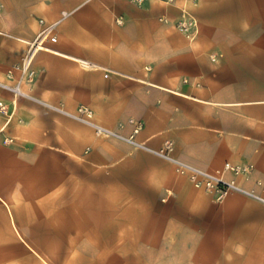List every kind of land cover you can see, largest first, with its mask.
<instances>
[{
    "label": "crops",
    "instance_id": "crops-1",
    "mask_svg": "<svg viewBox=\"0 0 264 264\" xmlns=\"http://www.w3.org/2000/svg\"><path fill=\"white\" fill-rule=\"evenodd\" d=\"M197 2L190 10L198 35L189 41L175 27L186 0H0V80L35 38L39 19L51 23L67 14L53 31L55 41L45 40L33 60L37 77L24 89L35 99L13 102L0 88L12 112L8 123L0 116L6 206L9 197L1 193L15 190L7 185L14 176L30 182L31 170L45 169L52 154L58 168L62 159L75 161L88 176L116 185L111 196L104 183L98 190L100 202L113 201L106 205L115 209L111 217L70 238L136 240L135 253L156 255L147 264H264V204L239 193L215 201L171 162L99 137L50 108L84 106L96 124L122 134L132 130L129 119L141 121L138 141L155 149L171 142L173 157L264 195V0ZM207 26L231 33V51L246 49L243 65L224 71L210 63ZM239 31L246 38L238 42ZM225 163L245 171L234 174ZM123 186L138 202L127 207L155 211L142 219L120 212ZM141 193H151L152 203L143 204Z\"/></svg>",
    "mask_w": 264,
    "mask_h": 264
},
{
    "label": "rangeland",
    "instance_id": "rangeland-1",
    "mask_svg": "<svg viewBox=\"0 0 264 264\" xmlns=\"http://www.w3.org/2000/svg\"><path fill=\"white\" fill-rule=\"evenodd\" d=\"M197 5V0H186L185 8L191 13V10L194 12ZM160 20H163V18ZM195 20L198 28L199 21L196 18ZM217 27L218 29L215 30L207 26L206 33L204 32L205 39L210 43L207 50L210 51L209 53H215L209 57V53H207L208 60L212 65H218L221 69L223 68L222 70L224 71H231V67L234 68L235 65L239 68L243 65L241 63L244 61L246 49L239 47L231 51L229 49V46H231L230 42L232 41L231 33L229 31H221V26ZM261 34L262 32L254 33V38H257ZM197 35L198 32L194 39H190L185 34V38L189 41H194ZM234 36L238 42L246 38V34L243 31L235 33ZM24 54L18 63H20ZM33 60L30 66L34 72L33 77L28 78L27 75H21L19 71H16L19 73V76L15 77V72L12 79L6 76V80H0V82L9 85H14L16 81L21 80L22 91L27 93L31 98L18 97L16 100L22 98L35 99L28 90L24 89V86L30 87L37 77L36 71L32 68ZM0 88L9 92L2 87ZM57 107L61 108V106ZM50 108L54 109L53 107ZM77 109L68 112L74 113ZM54 110L59 111L57 109ZM61 113L64 114L63 112ZM10 119L5 123H8ZM78 122L83 123L81 121ZM128 122L132 125V130L128 134H122L116 129H106L127 138L132 135L134 123H137L140 129L133 137L138 143L154 150L164 147L155 149L144 142L138 141L136 137L142 129V122L133 119H129ZM120 128H122V125H120ZM95 134L99 137L117 139L134 150H141L156 155L123 138ZM10 141V139H4L3 143L8 144ZM60 163L61 168H58L59 161L54 160V156L50 154L46 160L45 169L39 171L31 170L32 174L29 176L30 182H26L25 176L22 178L15 175L11 183L7 184L8 187H13L15 190L1 193L9 198L5 199L8 206L0 200V264H147L145 260L155 263L156 255L135 253L136 240L133 239L107 241L70 238V235H85L84 231L91 229V227H96L97 224H92L93 221L111 217L115 209L106 205L112 204L113 201L106 198L105 202H100V191L98 190L102 189L104 183L106 189H111L109 192L111 196L115 192L113 190H116V185L95 174L88 176L84 164L81 165L79 162L77 164L75 161L72 163L69 160L62 159ZM174 169L178 174H181L176 170L175 166ZM123 187L125 188L124 200L119 202L125 205V207L120 208V212H126L125 215H128V213L138 214L142 219V217H148L155 211L153 207L149 206L138 208L127 207L130 203L134 204L138 202L130 200L133 199L136 193L132 192L128 186ZM141 194L144 197L146 196V201H142V203L149 204L151 193ZM100 204L103 206H100ZM92 209H95L99 213L96 218L91 215Z\"/></svg>",
    "mask_w": 264,
    "mask_h": 264
},
{
    "label": "built area",
    "instance_id": "built-area-1",
    "mask_svg": "<svg viewBox=\"0 0 264 264\" xmlns=\"http://www.w3.org/2000/svg\"><path fill=\"white\" fill-rule=\"evenodd\" d=\"M134 2H140L142 0H132ZM172 0H166V2H171ZM67 16L66 13L62 14V17H60L58 20L53 21L51 23H46L43 19H39V25L41 26L40 30L36 34L33 41L28 43V48L22 57L20 63L11 65V67L8 69L6 76L9 79H12L14 77V73L16 71H19L21 75H27L28 78H31L34 76V72L31 69V62L37 53L38 50L44 49V42L45 40H50L52 42L55 41V36L53 35V31L55 27L62 21L63 18ZM176 28L182 32L184 35L186 34L190 39H194L196 36L198 30H197V23L195 18L191 15V13L185 8L182 7L180 11L179 18L176 22ZM107 72L105 76H107ZM0 87L8 90L13 98V102L18 97H29L31 98L27 93L22 91L21 89V80H18L15 82L14 85H9L0 82ZM54 109H57L64 114L81 121L90 127L93 128L95 133L102 134V135H108V136H116L118 138H123L130 143L145 148L152 153L163 157L164 159L171 162L176 170L188 177V179L191 181L194 187L201 188L206 190L207 192L211 193L215 201H222L225 197H227L231 193H239L242 195H245L247 197H250L261 204H264V195H261L260 193H257L253 190H248L243 188L242 186L238 185L234 180H226L223 177L220 176L219 173L216 172H210L208 170L202 169L200 167L191 165L187 162H184L180 159H177L173 157L170 153L171 151V143H166L163 148L159 150L150 149L141 143H138L134 139V134H136L140 126L137 123H134L133 133L131 136L124 138L120 136L119 134L110 131L104 127L99 126L93 121V114L92 112L85 108V107H79L76 112L70 113L68 111H64L60 109L59 107L51 106ZM0 116L4 117L6 119V122L11 117V111L9 110V107L6 103L0 101ZM225 170H230L234 174H238L240 172L245 171L244 168L231 166L229 163L224 164Z\"/></svg>",
    "mask_w": 264,
    "mask_h": 264
}]
</instances>
